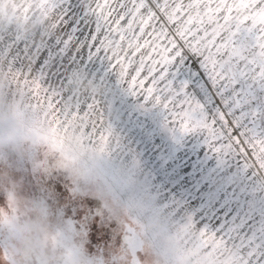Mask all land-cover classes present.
<instances>
[{
	"label": "snow or ice",
	"instance_id": "1",
	"mask_svg": "<svg viewBox=\"0 0 264 264\" xmlns=\"http://www.w3.org/2000/svg\"><path fill=\"white\" fill-rule=\"evenodd\" d=\"M42 4L58 13L54 41L23 50L19 41L0 42L9 71L24 77L22 94L46 113L86 122L95 97L65 96L68 73L78 69L117 115L154 111L174 135L200 133L212 159L198 175L197 196L169 195L167 206L183 210L217 246L234 249L238 264H264V0ZM32 180L78 243L97 246L94 264H147L133 218L106 219L96 201L55 173L37 171ZM14 221L0 216V264H13Z\"/></svg>",
	"mask_w": 264,
	"mask_h": 264
},
{
	"label": "rangeland",
	"instance_id": "2",
	"mask_svg": "<svg viewBox=\"0 0 264 264\" xmlns=\"http://www.w3.org/2000/svg\"><path fill=\"white\" fill-rule=\"evenodd\" d=\"M0 10L10 21H0V42L19 41L23 50L59 35L58 13L48 11L42 0H0ZM15 53L13 47L9 58ZM78 72L84 80V72ZM14 75L8 58L0 57V110L14 109L25 133L15 144L0 146V216L15 217L8 248L13 264H22L14 249L25 223L37 229L34 240L41 238L40 230L51 234L57 264H94L97 254L96 245L78 243L58 205L41 195L32 180L37 171L65 178L96 201L106 219L123 223L133 218L144 236L147 264H238L234 249L217 246L215 238L202 234L201 225L183 210L167 206L169 195L197 196L198 175L209 164L200 133L165 131L161 116L151 115L153 111H129L139 123L124 121L122 133L118 124H109L104 131L105 109L98 105L94 108L100 111L93 116L89 111L86 122L46 113L31 97H17ZM97 87L90 77L83 83L69 82L65 96L89 94ZM121 137L125 145L119 146ZM165 238L167 245L162 243ZM172 248L179 250V258L172 255Z\"/></svg>",
	"mask_w": 264,
	"mask_h": 264
},
{
	"label": "clouds",
	"instance_id": "3",
	"mask_svg": "<svg viewBox=\"0 0 264 264\" xmlns=\"http://www.w3.org/2000/svg\"><path fill=\"white\" fill-rule=\"evenodd\" d=\"M0 21L8 23L9 14L0 10ZM24 125L20 117L17 116L14 109L0 110V146H8L16 143L24 136ZM29 224H22L19 227L20 240L14 249L19 254L22 264H57V251L52 242L50 233L42 231L41 238L34 240L32 237L36 234ZM162 243L167 245L169 242L165 238ZM172 255L179 258V250L171 249Z\"/></svg>",
	"mask_w": 264,
	"mask_h": 264
},
{
	"label": "built area",
	"instance_id": "4",
	"mask_svg": "<svg viewBox=\"0 0 264 264\" xmlns=\"http://www.w3.org/2000/svg\"><path fill=\"white\" fill-rule=\"evenodd\" d=\"M35 75V72H33V76ZM85 75V79L81 80V74L78 72V69H73L71 72L68 73V81L69 82H73V83H83L84 81H86L89 76L84 73ZM31 79V77H29ZM13 81H17V83L19 84L17 86V97L21 98V99H27L29 97H31V94L29 92H27L26 90L23 92L21 91V82L23 81L24 77L21 75L19 77H17L16 75L13 76ZM101 90L99 89V87H97L96 89H94L91 93L89 94H85V95H81L80 97H84V99H86L87 97L90 96H94L95 100L92 102V109L90 110V113L93 115H95V113L98 110L97 108H94V105H98L103 107L104 110V118H103V126H104V131H107L109 124H118L120 125L119 131L120 133H122L123 127H122V123L124 121H128V123H130L132 126H136L139 123V117L132 115L133 113H127L125 114H120L117 115L116 112L114 110H109L108 106L103 102L101 95H100ZM151 115L156 114L154 111L150 113ZM135 117H137V119H135ZM163 129H165L163 127ZM166 131V129H165ZM124 139L123 137H121V141L118 144L120 146L121 145H125L124 143ZM170 140L167 141V143L169 144ZM206 157L208 158L206 161L210 162L212 157L211 155L208 153V151L205 152Z\"/></svg>",
	"mask_w": 264,
	"mask_h": 264
},
{
	"label": "bare ground",
	"instance_id": "5",
	"mask_svg": "<svg viewBox=\"0 0 264 264\" xmlns=\"http://www.w3.org/2000/svg\"><path fill=\"white\" fill-rule=\"evenodd\" d=\"M106 137V136H105ZM136 175V174H135ZM131 202V201H130Z\"/></svg>",
	"mask_w": 264,
	"mask_h": 264
}]
</instances>
